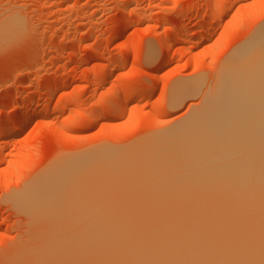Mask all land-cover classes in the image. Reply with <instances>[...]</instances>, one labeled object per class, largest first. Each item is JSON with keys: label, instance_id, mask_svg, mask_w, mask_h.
I'll list each match as a JSON object with an SVG mask.
<instances>
[{"label": "rangeland", "instance_id": "rangeland-1", "mask_svg": "<svg viewBox=\"0 0 264 264\" xmlns=\"http://www.w3.org/2000/svg\"><path fill=\"white\" fill-rule=\"evenodd\" d=\"M12 13L24 30L19 24L23 32L0 45V130L8 124L0 138V264H17L30 233L12 196L61 154L80 157L74 179L86 168L92 178V152L126 153L201 107L228 56L263 22L264 0H0V21ZM189 79L196 88L172 101V88ZM129 87L142 94L125 100ZM24 109L30 122L15 132ZM103 174L99 181L117 173Z\"/></svg>", "mask_w": 264, "mask_h": 264}, {"label": "bare ground", "instance_id": "bare-ground-1", "mask_svg": "<svg viewBox=\"0 0 264 264\" xmlns=\"http://www.w3.org/2000/svg\"><path fill=\"white\" fill-rule=\"evenodd\" d=\"M229 5H222V10ZM19 17L12 13L0 21V45L23 32ZM191 80L172 88V101L196 88ZM127 91L125 100L140 93L134 87ZM124 99L122 106L127 103ZM203 102L174 121L161 137L137 142L134 150L111 151L108 156L102 151L104 158L94 150L98 156L92 152L90 159H97L92 161L96 173H117L110 176L113 181L104 176L99 181L102 174L97 178L94 172L97 185L91 183L93 171L85 174L89 168L74 179L81 167L74 162L78 153L71 154L75 160H60L61 154L33 179L38 182L24 185L11 194L12 199L9 195L7 199L14 200L30 223L29 236L13 260L17 264H264V20L228 56ZM24 110L21 124H16L19 128L13 124L15 132L30 122L32 111ZM99 114L90 118L91 124ZM7 125L5 121L0 138ZM81 175L90 176L89 187Z\"/></svg>", "mask_w": 264, "mask_h": 264}]
</instances>
